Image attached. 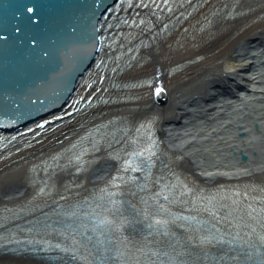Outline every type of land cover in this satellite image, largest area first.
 <instances>
[{"label":"bare ground","instance_id":"obj_1","mask_svg":"<svg viewBox=\"0 0 264 264\" xmlns=\"http://www.w3.org/2000/svg\"><path fill=\"white\" fill-rule=\"evenodd\" d=\"M216 41L206 44L213 47ZM143 101L139 109L150 103L160 107V137L182 158L189 179L212 182L264 176V22L221 40L201 73L187 75L167 91L157 90L153 102ZM99 162L87 174L91 179L109 172V163ZM28 192L20 174H0V203L21 200ZM0 264L61 263L4 250Z\"/></svg>","mask_w":264,"mask_h":264},{"label":"water","instance_id":"obj_2","mask_svg":"<svg viewBox=\"0 0 264 264\" xmlns=\"http://www.w3.org/2000/svg\"><path fill=\"white\" fill-rule=\"evenodd\" d=\"M111 1L0 0V119L27 125L66 100L92 62Z\"/></svg>","mask_w":264,"mask_h":264},{"label":"rangeland","instance_id":"obj_3","mask_svg":"<svg viewBox=\"0 0 264 264\" xmlns=\"http://www.w3.org/2000/svg\"><path fill=\"white\" fill-rule=\"evenodd\" d=\"M210 48V47H209ZM157 60V59H156ZM156 60H154L153 62H155ZM175 86V85H174ZM159 91H162V92H164V90L161 88V85H160V90ZM143 102H147V101H143ZM143 102H140L139 104H141V103H143ZM149 102V101H148ZM150 102H152V99H150ZM146 106V105H145ZM144 106V107H145ZM153 107H157L156 105H154L153 103H150L149 105H147V107H145V108H141V109H137L136 110V113H141V112H144V110H146V109H151V108H153ZM158 109H160L159 107H158ZM101 161L102 162H104V161H107L108 163H109V166H107L106 168L107 169H109V171H111L112 170V168H113V164L109 161V160H106V159H101ZM101 161L99 162V163H101ZM105 168V169H106ZM104 169V168H103ZM108 173H110V172H108ZM105 176H103V177H101V178H99V179H93L94 181H99V180H101L102 178H104ZM91 179V178H90Z\"/></svg>","mask_w":264,"mask_h":264}]
</instances>
